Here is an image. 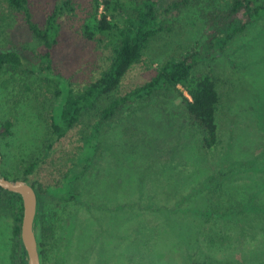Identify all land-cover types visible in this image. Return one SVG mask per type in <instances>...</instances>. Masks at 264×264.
I'll use <instances>...</instances> for the list:
<instances>
[{"label": "rangeland", "instance_id": "obj_1", "mask_svg": "<svg viewBox=\"0 0 264 264\" xmlns=\"http://www.w3.org/2000/svg\"><path fill=\"white\" fill-rule=\"evenodd\" d=\"M169 1L158 0L157 9ZM206 1L188 6L169 30L158 32L116 90L99 98L59 139L48 131L53 100L42 79L44 65H38L42 76L23 67H6L0 74V122L10 123L9 134L0 138V172L33 186L44 264H58L59 258L64 264H264V224L256 233L238 234L233 226L246 223L237 215L240 208L264 209V15L222 49L203 53L192 69L216 79L217 142L210 150L201 148L200 135L188 122L182 88H162L100 126L95 154L69 186L77 201L44 193L61 185L110 99L145 84L193 46L205 51L200 10L220 3ZM87 6V0H27L26 6L39 28L59 13L49 75L75 89L108 67L118 44L113 35L81 37ZM115 21L121 26L119 17ZM5 51L35 62L46 49L28 31L24 15L0 0V52ZM33 161L37 167L25 175ZM6 200L0 192V264H18ZM259 210L252 225L264 222Z\"/></svg>", "mask_w": 264, "mask_h": 264}, {"label": "trees", "instance_id": "obj_2", "mask_svg": "<svg viewBox=\"0 0 264 264\" xmlns=\"http://www.w3.org/2000/svg\"><path fill=\"white\" fill-rule=\"evenodd\" d=\"M201 0H170L164 7L157 9L158 0H87L86 12L80 25V35L83 39H94L111 36L115 37L117 46L113 47L108 67L101 71L93 81L87 82L80 88H72L67 80L55 75L50 77V50L55 44L58 27L55 20L59 13L53 12L45 18L44 25L39 28L32 22L31 15L27 11V0H2L3 3L15 12L24 15V22L28 31L36 38L46 51L38 56L37 61L31 62L12 51L0 52V74L7 67L15 70L23 67L29 74L38 72L42 76L38 65L43 64L45 71L43 81L45 89L51 94L53 104L48 115V131L59 139L68 130L79 122L84 112L93 108L101 97H108L116 90L125 72L140 58L148 46L150 40L161 31L169 30L168 24L174 17L190 5ZM220 3L212 6V10L204 13L205 19L202 49L193 46L183 55L170 60L159 67L155 75L145 84L130 92L110 99L109 102L98 111L96 121L90 126L89 133L82 140L81 147L76 151L75 164L61 179L59 187H46L44 193L53 198H61L65 201H77V195L70 191V184L81 177L87 169V164L95 154L96 140L100 126L111 119L118 111L127 108L134 102L143 101L154 92L162 88H174L180 86L187 95L181 97V103L186 113L188 122L200 135V146L210 150L217 142L215 116L218 109L219 98L216 91V79L208 72H192L202 54L222 49L230 40L244 32L246 27L257 21L264 15L263 0H218ZM222 3V4H221ZM213 4V0H207L206 5ZM69 12V2L61 3ZM208 8V7H206ZM122 21L121 26L116 24V18ZM28 88V87H25ZM10 123L0 122V138L9 134ZM37 161H33L24 171L30 174L36 167ZM0 175L8 180L4 173ZM17 180V179H15ZM25 181L24 178L20 179ZM32 188L33 186L30 185ZM4 192L7 206L12 212L14 226L12 236L15 240L17 263L24 264L23 252L19 244V222L21 217V203L18 195ZM248 207L237 211L241 220L246 219L244 225H233L236 232L262 230V219L256 220L252 225L253 217L259 210ZM264 212V209L259 210ZM223 217V215H222ZM38 221L35 219V240L39 264L43 255V243L39 231ZM240 223V222H236ZM211 264V263H204Z\"/></svg>", "mask_w": 264, "mask_h": 264}, {"label": "water", "instance_id": "obj_3", "mask_svg": "<svg viewBox=\"0 0 264 264\" xmlns=\"http://www.w3.org/2000/svg\"><path fill=\"white\" fill-rule=\"evenodd\" d=\"M0 189L19 196L21 217L18 239L23 252L24 264H39L37 243L34 234L36 218V195L34 189L23 180H8L1 175Z\"/></svg>", "mask_w": 264, "mask_h": 264}, {"label": "flooded vegetation", "instance_id": "obj_4", "mask_svg": "<svg viewBox=\"0 0 264 264\" xmlns=\"http://www.w3.org/2000/svg\"><path fill=\"white\" fill-rule=\"evenodd\" d=\"M44 263H45V261H44V252H43L40 264H44ZM58 264H64L63 259L59 258Z\"/></svg>", "mask_w": 264, "mask_h": 264}]
</instances>
